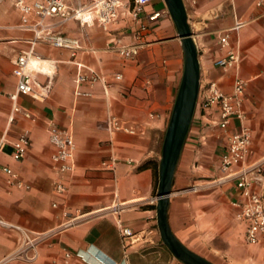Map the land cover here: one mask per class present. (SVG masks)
<instances>
[{
	"label": "crops",
	"instance_id": "1",
	"mask_svg": "<svg viewBox=\"0 0 264 264\" xmlns=\"http://www.w3.org/2000/svg\"><path fill=\"white\" fill-rule=\"evenodd\" d=\"M98 1L66 0L68 15L86 7L93 21L56 16L41 23L14 0H0V219L10 225H0V264H183L163 242L157 194L185 73L184 46L165 0L146 6L137 19L135 0H121L119 18L108 29L96 19ZM184 1L202 78L169 223L181 243L213 264H264V243L250 244L247 223L238 220L248 199L237 179L220 182L228 175L222 170L228 140L244 125L253 142L233 173L264 160V0ZM157 11L163 15L152 22ZM49 35L76 40L79 48L55 47ZM226 35L231 46L224 48ZM132 46L138 55L120 54ZM231 49L239 52V64L218 66ZM31 50L36 94L19 95L22 112L15 115L14 71L19 56ZM90 71L99 79L79 82ZM238 78L247 84V118L233 117L224 130L220 107L206 109L204 103L211 82L233 95ZM53 124L76 142L75 169L67 175L54 168ZM23 136L30 139L29 152L17 161L13 145ZM255 191H264V177ZM121 225L136 236L124 238ZM28 238L37 241L34 246Z\"/></svg>",
	"mask_w": 264,
	"mask_h": 264
},
{
	"label": "built area",
	"instance_id": "2",
	"mask_svg": "<svg viewBox=\"0 0 264 264\" xmlns=\"http://www.w3.org/2000/svg\"><path fill=\"white\" fill-rule=\"evenodd\" d=\"M18 9H20L25 15L35 14L41 20V23L47 18L62 16L65 18H78L84 22L93 21L95 18L92 16V11L89 8L82 7L76 10L72 15H68L66 12V0H14ZM158 0H135V6L132 10L134 18H138L141 13L144 12L145 7L151 5ZM121 0H100L95 5V13L99 23L108 29V26L116 23L119 18V11L121 8ZM163 13L157 11L150 16L152 22L159 20ZM26 20V18H25ZM230 35H226L221 39V44L224 48L231 46ZM48 40L58 48L78 49L79 43L76 40L68 39L59 35H49ZM120 54L126 58H130L138 55L139 47H123L119 50ZM35 57L33 50L24 52L19 56L15 75L18 78L17 93L12 95L14 101L13 114L21 113L22 110L17 104L19 95H32L36 94V82L34 76L31 73V61ZM240 54L237 50L231 49L227 56L217 62V65L223 68L233 67L239 64ZM122 79V75L118 76ZM97 81L99 78L92 71L90 74H81L79 76V82H86L87 80ZM247 84L243 79L238 78L235 84V91L233 95H227L221 91L218 84L211 82L209 86V95L204 103V107L209 109L215 105L220 107L221 122L220 127L224 130L229 129L233 117L238 116L240 119L245 120L247 117L243 112V104L245 102ZM43 91L47 94L46 88ZM80 94V93H79ZM28 118H31L30 114H26ZM113 127L119 128L117 122L113 121ZM50 139L52 144L56 148L54 155V168L60 175H67L75 169V151L76 142L72 134L59 128L56 125H51ZM252 131L245 125L241 131L231 136L227 144V152L223 157L222 170L228 175L221 179V183L229 182L233 179H237V187L243 197L248 199V202L244 205L242 213L238 216V220L247 223L246 239L250 244L264 243V191L258 193L255 191L257 184H260L264 177V160L242 169L237 173H233L234 167L244 162L249 156L252 145ZM5 143H2L0 150L4 148ZM30 147V139L28 136H23L19 141L14 143L13 157L17 161L23 160ZM4 171L15 178V173L11 168H4ZM19 186L22 187V182H19ZM58 190L64 192L66 188L59 185ZM194 191H198V187L193 188ZM0 225L10 226L0 219ZM121 233L124 238L135 237V233L128 228L120 226ZM36 240L28 238V245L34 246ZM71 255H68V258Z\"/></svg>",
	"mask_w": 264,
	"mask_h": 264
},
{
	"label": "water",
	"instance_id": "3",
	"mask_svg": "<svg viewBox=\"0 0 264 264\" xmlns=\"http://www.w3.org/2000/svg\"><path fill=\"white\" fill-rule=\"evenodd\" d=\"M185 50V73L175 110L165 138L157 194L158 222L164 244L183 264H213L181 243L169 223L171 196L177 167L198 107L201 92V62L184 0H165Z\"/></svg>",
	"mask_w": 264,
	"mask_h": 264
}]
</instances>
